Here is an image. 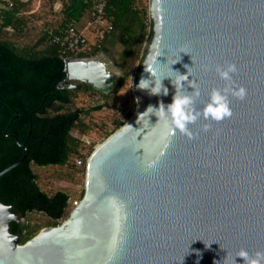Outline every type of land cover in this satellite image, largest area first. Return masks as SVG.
I'll return each mask as SVG.
<instances>
[{
	"label": "water",
	"instance_id": "water-1",
	"mask_svg": "<svg viewBox=\"0 0 264 264\" xmlns=\"http://www.w3.org/2000/svg\"><path fill=\"white\" fill-rule=\"evenodd\" d=\"M149 16L136 111L94 147L84 195L60 224L22 243L13 232L22 212L0 201V264H244L241 249L264 251V0H149ZM101 56L66 59L58 87L88 82L109 93L122 71ZM229 63L235 85L247 91L244 100L229 96L232 117L201 116L189 125L194 138L178 131L165 138L158 109L173 102L171 79L188 73L202 110L211 90L225 87L216 67ZM142 78L152 86L162 80L168 94L138 88ZM183 90L194 91L187 82ZM23 147L0 176L25 159Z\"/></svg>",
	"mask_w": 264,
	"mask_h": 264
},
{
	"label": "trees",
	"instance_id": "trees-1",
	"mask_svg": "<svg viewBox=\"0 0 264 264\" xmlns=\"http://www.w3.org/2000/svg\"><path fill=\"white\" fill-rule=\"evenodd\" d=\"M61 1L60 21L56 26L47 23L37 26L39 37L26 45L17 43L15 34L27 32L31 19L43 18L36 11L28 13L29 8L22 0L4 1L0 8V172L23 157L24 144L27 148L25 159L0 176V201L22 212L25 218L22 227L13 223V232L23 234L22 243L42 227L39 223H30V213H43L51 226L60 224L71 211L70 194L61 189L52 193L45 191L32 164L67 166L72 171L62 178L68 180L74 177L78 166L84 173L87 158L93 151V144L81 139L92 129L84 116L107 105L106 101L88 108L75 104L77 91H98L89 84L80 88L58 87L67 77L68 55L62 52L54 37L72 25L82 26L93 14L94 5L93 0ZM106 12L113 27L105 32L100 46L92 45L87 51L70 56L88 57L98 52L107 53L115 45L119 47L115 61L122 75L111 94L102 93L107 98L127 82L153 30L148 5H140L138 0H108ZM140 71L139 65L136 80ZM124 123L119 122L107 134ZM74 130L79 134H74ZM77 160H82L83 164L79 165Z\"/></svg>",
	"mask_w": 264,
	"mask_h": 264
},
{
	"label": "rangeland",
	"instance_id": "rangeland-1",
	"mask_svg": "<svg viewBox=\"0 0 264 264\" xmlns=\"http://www.w3.org/2000/svg\"><path fill=\"white\" fill-rule=\"evenodd\" d=\"M60 2L61 7L59 8H57L54 3L51 5V7L44 6L45 8H43L42 10L43 13L38 12L39 16H41L43 20L40 21L31 19V23H28V30H26L27 32L15 34L14 38L16 39L17 43H19L20 45H26L35 42L40 35V29L37 26L42 25L43 23H47L50 26H56V24L60 21V10L63 6L62 1ZM138 2L140 5H148L149 10V0H138ZM34 28L37 30H35ZM149 43L150 42L148 40L145 41L141 56L135 62L129 79L117 93L109 95L106 98L102 94L104 92H101L99 90H91L89 92H76L77 95L75 97V104L78 106L88 108L93 105L103 103L104 101L107 102V105L102 109L92 111L90 114L84 116V119L92 126L91 131L85 134L88 139V142H85L87 144L92 143L93 149L97 144L102 143L109 136L107 133L113 131V129L117 127L119 122H126L136 111L137 99L134 94L135 76L138 66H141L142 64ZM118 49L119 47L115 45V47L111 48L110 51L106 53L117 64V66L118 63L115 61V57L116 51ZM121 75H119L118 79L121 77ZM104 94H111V91ZM74 134L78 135L79 133L77 130H74ZM32 168L39 175V183L45 191L52 193L59 189L64 190L70 194V202L75 199H82V191H85L86 172L82 173L79 170L81 168L80 166L76 168V173L70 180L62 178L65 173H70L72 171V169L70 170V168H68L67 166H38L32 164ZM68 216L69 213L64 217V219H66ZM28 219L31 224H41V229L48 226L49 220L43 213L32 212L29 214Z\"/></svg>",
	"mask_w": 264,
	"mask_h": 264
},
{
	"label": "clouds",
	"instance_id": "clouds-1",
	"mask_svg": "<svg viewBox=\"0 0 264 264\" xmlns=\"http://www.w3.org/2000/svg\"><path fill=\"white\" fill-rule=\"evenodd\" d=\"M175 64V63H173ZM188 68V65L184 66ZM216 72L220 79L225 81V87L223 89L213 88L210 92V99L205 104L203 109H198L195 106L196 98L199 97L200 92L198 85L195 81L188 80L189 74H179L175 81L171 79L176 92L173 96V102L167 106L163 103L160 104L158 111L160 112L161 118L166 121V130L163 135L165 138L170 139L178 131L181 134L188 136L189 139L194 138L193 133L189 128L190 124H194L201 116L205 120H211L215 122H221L225 119L232 117V109L230 107L229 96L235 97L240 100H244L247 95V91L243 86L235 85L233 80L234 73L237 72L235 64L229 63L226 66H217ZM145 71L149 72L152 77L155 78V71L153 68L148 67ZM184 82H187L190 87L194 89L193 92L184 94ZM153 81L142 78L138 84V88L142 90H149L152 95H160L161 92L164 95L168 94V89L163 86L162 80ZM156 110L149 106L147 111ZM208 125H205L204 130H208ZM4 206L0 205V209ZM8 220H15L16 217L12 213H8ZM5 233H7V225L4 227ZM237 257L241 258L244 264H264V251H256L254 254H249L248 251L241 249L237 253Z\"/></svg>",
	"mask_w": 264,
	"mask_h": 264
},
{
	"label": "built area",
	"instance_id": "built-area-1",
	"mask_svg": "<svg viewBox=\"0 0 264 264\" xmlns=\"http://www.w3.org/2000/svg\"><path fill=\"white\" fill-rule=\"evenodd\" d=\"M11 4V3H10ZM93 14L84 22L82 26L72 25L65 31L54 37L62 47V52L67 54L66 59L73 58L70 54H76L79 51H87L92 45L100 46L99 42L105 32L112 29V24L107 19L106 8L108 0H93ZM81 139L88 142L85 135ZM82 165V160H77ZM81 199H75L70 202V208L79 204Z\"/></svg>",
	"mask_w": 264,
	"mask_h": 264
},
{
	"label": "crops",
	"instance_id": "crops-1",
	"mask_svg": "<svg viewBox=\"0 0 264 264\" xmlns=\"http://www.w3.org/2000/svg\"><path fill=\"white\" fill-rule=\"evenodd\" d=\"M4 1L7 0H0V8H3L4 6ZM26 2V6L29 8L28 13H33V12H41L43 13V8L44 6H49L54 3L57 8L61 7V0H22ZM52 1V2H51ZM42 8V9H41ZM41 21V20H40Z\"/></svg>",
	"mask_w": 264,
	"mask_h": 264
},
{
	"label": "flooded vegetation",
	"instance_id": "flooded-vegetation-1",
	"mask_svg": "<svg viewBox=\"0 0 264 264\" xmlns=\"http://www.w3.org/2000/svg\"><path fill=\"white\" fill-rule=\"evenodd\" d=\"M101 53L102 52H98L97 54H95V55H91V56H88V57H96L98 60H100L101 62H103L104 61V57H102L101 56ZM105 53V52H104ZM76 84H79V86L77 87V88H80V87H82L84 84H89L88 82H79V81H74ZM89 85H91L92 86V84H89ZM76 88V87H75ZM73 209V208H72ZM71 209V210H72ZM71 212V211H70ZM70 214V213H69ZM23 222L24 221H20V222H17V224H18V227L19 228H21L22 227V224H23Z\"/></svg>",
	"mask_w": 264,
	"mask_h": 264
},
{
	"label": "bare ground",
	"instance_id": "bare-ground-1",
	"mask_svg": "<svg viewBox=\"0 0 264 264\" xmlns=\"http://www.w3.org/2000/svg\"><path fill=\"white\" fill-rule=\"evenodd\" d=\"M137 99V98H136Z\"/></svg>",
	"mask_w": 264,
	"mask_h": 264
}]
</instances>
